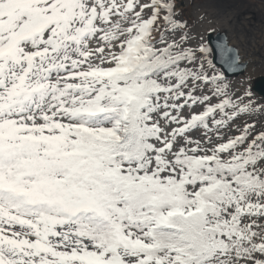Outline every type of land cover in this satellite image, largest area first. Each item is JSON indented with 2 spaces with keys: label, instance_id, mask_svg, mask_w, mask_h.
Here are the masks:
<instances>
[{
  "label": "snow or ice",
  "instance_id": "obj_1",
  "mask_svg": "<svg viewBox=\"0 0 264 264\" xmlns=\"http://www.w3.org/2000/svg\"><path fill=\"white\" fill-rule=\"evenodd\" d=\"M211 51L181 0H0V264H264V98Z\"/></svg>",
  "mask_w": 264,
  "mask_h": 264
},
{
  "label": "rangeland",
  "instance_id": "obj_2",
  "mask_svg": "<svg viewBox=\"0 0 264 264\" xmlns=\"http://www.w3.org/2000/svg\"><path fill=\"white\" fill-rule=\"evenodd\" d=\"M250 2H257L259 5L264 4V0H249ZM236 0H232L231 3H235ZM216 6L211 7L209 5V0H181V8L185 18H189L191 20V25L196 27L198 24L207 23L215 24L222 19V17H216L214 11L216 10ZM233 11H237L234 14V18L236 19V29L232 27V35L237 39L240 38L241 32L238 31L239 27L242 29L243 34L246 38L253 39L255 43L260 44L264 37V29L257 27L256 20H251V16L256 18V14L253 12H243L238 9H233ZM217 14V12H216ZM203 17V20L200 19ZM213 22V23H212ZM241 24H244L246 28H243ZM229 42V41H228ZM232 42V39H231ZM208 47L209 43H206ZM230 44V43H229ZM231 45V44H230ZM233 46V45H232ZM235 47V46H234ZM256 75L254 78L259 76ZM264 76V75H263ZM253 78V80H254Z\"/></svg>",
  "mask_w": 264,
  "mask_h": 264
},
{
  "label": "built area",
  "instance_id": "obj_3",
  "mask_svg": "<svg viewBox=\"0 0 264 264\" xmlns=\"http://www.w3.org/2000/svg\"><path fill=\"white\" fill-rule=\"evenodd\" d=\"M216 17H220L216 12L214 11ZM213 23V22H212ZM219 24H222V20L217 22ZM217 23L208 25L207 23L204 24H198L196 27H193L194 32H198L203 36L205 44L208 43V36L210 33V29H214L213 32H225L228 41L231 45L235 46L240 53V56L242 57V61L247 63V68L244 74L236 76V77H227L234 86L240 87L241 83L243 82L244 87H250L252 90V93L254 96L258 99L263 98L261 95H259L257 92H255L253 87V78L259 74V72H264V48H260V46L264 45V37L260 44L255 43V48H253V51H249L248 48H246L244 45L235 42L232 39V36L228 30H224L223 28L217 26ZM232 39V42H231ZM248 41H251L249 39ZM247 41V42H248ZM207 45V44H206ZM208 59L213 61V52L211 51L208 54ZM217 69L224 74V72L221 70L220 67L216 66ZM256 71L258 73L256 74ZM250 78V79H248ZM243 87H240V91H243Z\"/></svg>",
  "mask_w": 264,
  "mask_h": 264
},
{
  "label": "bare ground",
  "instance_id": "obj_4",
  "mask_svg": "<svg viewBox=\"0 0 264 264\" xmlns=\"http://www.w3.org/2000/svg\"><path fill=\"white\" fill-rule=\"evenodd\" d=\"M232 0H209V5L211 7L216 6V10L215 12H217V14L219 16L222 17V24L217 23V26L223 28L224 30H228L232 36V39L235 42H238L242 45H244L246 48L249 49V51H253V48H255V43L254 40L251 39V41H248L249 38H246L245 35L242 32V29L239 27V29H237L238 31L241 32V36L240 38H236L235 36L232 35V27H234L236 29V19L234 18V14L237 13V11H233V9H238L240 11L243 12H248V10L250 12H253L256 14V18H253L251 16V20H256L257 27L264 29V4L263 5H259L257 2H250L249 0H245L243 3H241L240 7H236V6H232L230 7V2ZM234 13V14H233ZM243 28H246V26L244 24H241ZM264 34V33H263ZM248 41V42H247ZM260 48H264L263 46H260ZM258 73V71H256V74ZM260 76L264 75V72H259Z\"/></svg>",
  "mask_w": 264,
  "mask_h": 264
},
{
  "label": "water",
  "instance_id": "obj_5",
  "mask_svg": "<svg viewBox=\"0 0 264 264\" xmlns=\"http://www.w3.org/2000/svg\"><path fill=\"white\" fill-rule=\"evenodd\" d=\"M218 40H224L229 44L228 38H227L225 32L219 31V32L215 33L212 31L209 33L208 41H209V45L212 48V52H213V62L221 68V70L224 72L226 77H236V76L244 74V72L246 71V68H247V63L243 62V61H242L243 64L246 65V68L243 71H241L239 73H233L231 71L226 70V67L221 60L220 54L216 50V42ZM230 46H232V45H230ZM252 89L264 98V76L263 75H261V76L259 75L256 78H254Z\"/></svg>",
  "mask_w": 264,
  "mask_h": 264
},
{
  "label": "flooded vegetation",
  "instance_id": "obj_6",
  "mask_svg": "<svg viewBox=\"0 0 264 264\" xmlns=\"http://www.w3.org/2000/svg\"><path fill=\"white\" fill-rule=\"evenodd\" d=\"M245 0H236V2L235 3H231L230 2V7H232V6H236V7H240V5H241V3H243Z\"/></svg>",
  "mask_w": 264,
  "mask_h": 264
},
{
  "label": "trees",
  "instance_id": "obj_7",
  "mask_svg": "<svg viewBox=\"0 0 264 264\" xmlns=\"http://www.w3.org/2000/svg\"><path fill=\"white\" fill-rule=\"evenodd\" d=\"M186 19L189 21V23H191V20L188 17Z\"/></svg>",
  "mask_w": 264,
  "mask_h": 264
}]
</instances>
